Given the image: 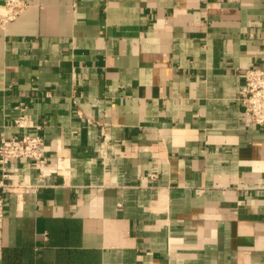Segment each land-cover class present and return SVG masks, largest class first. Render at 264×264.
Masks as SVG:
<instances>
[{
    "label": "crops",
    "instance_id": "obj_1",
    "mask_svg": "<svg viewBox=\"0 0 264 264\" xmlns=\"http://www.w3.org/2000/svg\"><path fill=\"white\" fill-rule=\"evenodd\" d=\"M0 28V139L43 135L0 264H264V0H26ZM23 106V107H22ZM28 115L33 128L14 120Z\"/></svg>",
    "mask_w": 264,
    "mask_h": 264
},
{
    "label": "built area",
    "instance_id": "obj_2",
    "mask_svg": "<svg viewBox=\"0 0 264 264\" xmlns=\"http://www.w3.org/2000/svg\"><path fill=\"white\" fill-rule=\"evenodd\" d=\"M28 5L26 0H0V28L15 19ZM243 122L264 129V67H249L243 72L241 87ZM23 107V106H22ZM18 127L33 128L28 115L22 113L14 120ZM44 138L42 134L23 132L0 139V248L3 240L4 204L9 194L20 196L33 191L36 185L27 180H15L8 169L14 160H28L37 169L40 179L50 175L69 174V164L58 157L53 166L45 165Z\"/></svg>",
    "mask_w": 264,
    "mask_h": 264
}]
</instances>
